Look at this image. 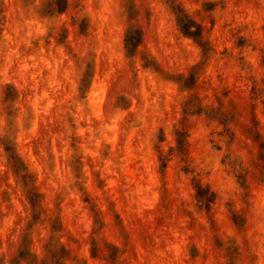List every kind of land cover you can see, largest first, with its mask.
Wrapping results in <instances>:
<instances>
[{"label":"clouds","instance_id":"clouds-1","mask_svg":"<svg viewBox=\"0 0 264 264\" xmlns=\"http://www.w3.org/2000/svg\"><path fill=\"white\" fill-rule=\"evenodd\" d=\"M0 264H264V0H0Z\"/></svg>","mask_w":264,"mask_h":264},{"label":"rangeland","instance_id":"rangeland-1","mask_svg":"<svg viewBox=\"0 0 264 264\" xmlns=\"http://www.w3.org/2000/svg\"><path fill=\"white\" fill-rule=\"evenodd\" d=\"M163 225V220H158L155 223H153L151 221V219L149 218V223L146 225V233H151L153 230H159L160 228H162Z\"/></svg>","mask_w":264,"mask_h":264}]
</instances>
